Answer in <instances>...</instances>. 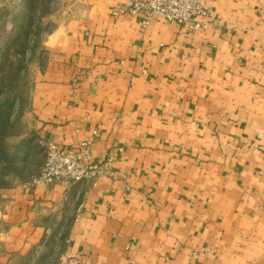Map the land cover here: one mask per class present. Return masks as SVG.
<instances>
[{"label": "crops", "instance_id": "1", "mask_svg": "<svg viewBox=\"0 0 264 264\" xmlns=\"http://www.w3.org/2000/svg\"><path fill=\"white\" fill-rule=\"evenodd\" d=\"M40 1L19 118L34 171L0 187L5 246L51 264H264V0H209L194 32L112 16L123 0ZM86 139L91 161L121 148L123 178L25 186L47 142Z\"/></svg>", "mask_w": 264, "mask_h": 264}, {"label": "rangeland", "instance_id": "2", "mask_svg": "<svg viewBox=\"0 0 264 264\" xmlns=\"http://www.w3.org/2000/svg\"><path fill=\"white\" fill-rule=\"evenodd\" d=\"M2 3L5 8L0 10V187L8 185L16 174L33 170L34 156L25 151L27 140L21 142L23 126L19 118L29 87L28 55L49 27L40 25V14L36 15L43 9L40 0ZM23 159L27 160L20 162ZM7 228L0 222V264H51V255L43 251L5 246Z\"/></svg>", "mask_w": 264, "mask_h": 264}, {"label": "built area", "instance_id": "3", "mask_svg": "<svg viewBox=\"0 0 264 264\" xmlns=\"http://www.w3.org/2000/svg\"><path fill=\"white\" fill-rule=\"evenodd\" d=\"M209 0H123L112 8L114 17L133 16L139 26L144 27L153 16H159L166 22H177L186 26L188 32L205 29L213 22L210 16ZM92 140H81L75 145L62 146L52 142L44 145L42 164L38 172L26 182V187L34 185L50 186L56 182L70 185L78 181H94L98 177L107 176L112 180L119 177L111 169L116 147L106 153L100 162L91 161ZM76 255L63 259V264H75Z\"/></svg>", "mask_w": 264, "mask_h": 264}]
</instances>
